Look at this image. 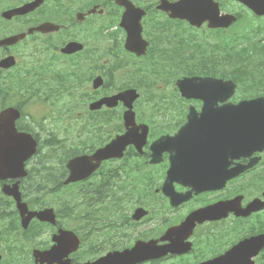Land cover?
Instances as JSON below:
<instances>
[{"label": "flooded vegetation", "instance_id": "af4514ba", "mask_svg": "<svg viewBox=\"0 0 264 264\" xmlns=\"http://www.w3.org/2000/svg\"><path fill=\"white\" fill-rule=\"evenodd\" d=\"M33 1L0 0V15L28 2L34 4ZM125 1L42 0L26 14H9L0 19L8 27L7 30L0 26V39L27 31L22 40L0 45V92L17 97L15 87L33 85L21 99L24 104L18 101L28 112L20 111L16 127L33 133L39 144L31 170L0 178V264H29V261L36 264L29 256L33 253L36 230L41 241L47 243L50 231L56 228L34 217L28 218L29 212L51 206L59 216L60 208L54 201L62 199L75 205L68 228L77 233L79 243L78 250L69 256L71 264L96 262L108 254L130 249L138 242L151 248L171 242L189 244L191 248L185 254L152 257L138 264H197L224 253L244 239L264 233V149L250 156L229 159L221 151L199 154L203 174L198 176L201 186L196 189L188 182L185 184L183 172L173 170L179 162L188 165L189 154L187 150L184 154L178 153L172 142L190 115H201L205 102L203 98L181 94L178 83L184 78L201 76L234 82L231 96L227 98L224 87V96L219 89V95L207 101L208 111L226 103L264 97V80H261L264 65L260 70L259 61L254 62L252 80L241 71L235 74L231 71L228 78L225 47L217 46L222 41L211 37L226 36L244 14L263 23L264 17L259 19L238 0H212L219 8V15L233 14L237 22L229 28H210L205 20L196 27L186 19L169 16L165 8H161L165 11L157 10L162 0H128L130 3L123 4ZM136 7L143 12L139 22L142 39L136 37L137 21L133 24V33L128 24L122 25L123 14L133 13ZM43 23L58 27L34 30ZM92 27L96 37L80 38ZM30 29L33 30L28 32ZM208 38L213 40L208 42ZM78 41L82 43L81 51H78ZM127 45L137 50L145 45V52L138 55L128 50ZM24 46L26 50L21 51ZM36 47H41L40 55L32 53ZM93 50L104 52L98 75L102 77V71L106 73L109 85L95 90L92 101L104 94L134 89L138 97L133 102V112L127 113L118 101L113 107L104 106L88 113L90 121L81 131L63 128L52 134L43 130L29 110L38 104V92L50 86L52 77L60 81L74 78L82 55L91 56ZM217 51L223 53L216 55ZM252 51L258 55L257 50L252 48ZM30 55L44 61L42 67L32 66L30 70L22 67L21 59ZM247 93L250 95L245 96ZM70 99L78 103V79L66 84L62 101ZM7 107L13 108V102L4 108ZM127 116L133 120L126 122ZM68 136L78 137L76 146L70 145L72 138ZM118 136H122L118 152L100 160L97 170L88 176L64 185L68 174L66 162L77 149L78 157L92 158ZM250 163L238 176L226 180L225 186L212 188V184L218 186L217 175L221 177L234 167ZM165 186L170 189L165 191ZM50 198L54 201L50 202ZM235 198L239 199L238 203L228 202ZM20 205L24 206L22 216ZM200 211L212 217L193 220L189 232L188 225L185 232L167 236L169 230L181 226L190 214ZM64 222L65 217L60 228H65L67 222ZM260 250L253 259L264 262V246ZM19 254L22 257L17 259ZM202 256L207 257L197 259Z\"/></svg>", "mask_w": 264, "mask_h": 264}, {"label": "water", "instance_id": "95a60500", "mask_svg": "<svg viewBox=\"0 0 264 264\" xmlns=\"http://www.w3.org/2000/svg\"><path fill=\"white\" fill-rule=\"evenodd\" d=\"M240 1L249 5L258 15H264V0ZM211 2L212 0H190L186 1V5L178 3L172 15L183 16L182 18L189 20L194 25H199L207 18L212 21V24H210L212 27H228L236 20L231 15L219 17L217 4ZM22 10L23 8H19L15 9L14 12L21 13ZM24 10H27V7ZM180 13L184 15H180ZM141 16L142 11L134 8L132 20L136 18L139 20ZM130 30L132 32V29ZM139 33L140 29H138ZM12 40L14 41L16 38ZM179 87L185 96L203 95L202 90L205 87V83L200 79H186L180 82ZM215 95L214 92H210L205 93L203 96L206 101H212ZM206 112L210 113L206 114ZM172 142L176 144L178 153L184 154L187 150L189 154L188 165H182L179 162L173 166V170L183 172V176L186 178L185 184L188 182V184L199 189L201 183L197 181L198 176L203 174V170L200 167L199 154L206 155L211 151H221L229 159L242 155L250 156L253 152L262 151L264 148V99L243 100L236 105L228 104L212 111L206 109V111H202L200 116L192 114L189 116L188 123L182 127L178 137ZM115 145L110 144L99 150L97 153L101 159H106L112 155L116 151ZM72 166L70 165L71 168ZM232 174L231 171H226L225 174H221V177L217 175L215 181L218 186L212 184V188L224 184ZM77 175L78 166H76V171H74V176ZM169 189H166V186L164 188L165 191ZM38 216L42 220L53 221L51 210L45 209ZM54 242L56 243L50 249L48 264H70V259L67 255L78 248V236L72 231L59 229L58 234L54 235ZM172 251L180 252L182 250L176 246ZM151 254H154L151 247L141 246L140 242H138L129 251L108 254L89 264H135L150 257ZM65 257L66 259H64ZM237 260L238 255H233L232 258L231 256L221 257L212 263L234 264L233 261Z\"/></svg>", "mask_w": 264, "mask_h": 264}, {"label": "rangeland", "instance_id": "374dc122", "mask_svg": "<svg viewBox=\"0 0 264 264\" xmlns=\"http://www.w3.org/2000/svg\"><path fill=\"white\" fill-rule=\"evenodd\" d=\"M245 18L247 19V21H246L247 25L254 26V24H255L254 19L255 18H251L249 16H245ZM256 22L264 24L262 21H256ZM0 26L3 27L4 29L8 30V27L6 25H4V23H0ZM238 27H240V22L234 28L238 29ZM89 33H90V35H89ZM91 35H92V38L97 36V33L95 32V28L94 27L90 28L89 31L84 32L83 35H81V38L91 37ZM40 48L41 47L33 48L32 53L33 54H39ZM25 50H26L25 46L21 48V51H25ZM43 63H44V61H42L41 59L37 58L36 55H34V56L30 55L29 57H25V58L21 59L20 65L22 67H26V68H28V70H30V68L32 66L42 67ZM83 70H84V62L81 61L79 66H78V72L82 73ZM4 142L5 143H10V141L8 139H5Z\"/></svg>", "mask_w": 264, "mask_h": 264}, {"label": "trees", "instance_id": "16d2710c", "mask_svg": "<svg viewBox=\"0 0 264 264\" xmlns=\"http://www.w3.org/2000/svg\"><path fill=\"white\" fill-rule=\"evenodd\" d=\"M236 33H237L240 37H242V38H245V37H246V34L244 33V31H242V32H240V31H236ZM229 42H231L230 38L227 39V49H228V50H230V43H229ZM260 48H261V49H260ZM258 50L264 52V47H258ZM238 55H240V56L243 57V54H242V53L237 54L236 57H235V61H236L235 64L238 63V62H237V56H238ZM225 57H226V59H228V61H229V60H230V57H231V54H229V52H228V53L225 55ZM239 60L241 61V63L237 64V69L240 70L243 74H245V75L248 77L249 80H252V72H253V71L251 70V67L249 66V65L252 64V61H251V60H250V61L245 60V64H243V63H244L243 58H240ZM263 60H264V59H263ZM262 62H264V61H262ZM249 69H250V70H249ZM229 72H230V70H227V75H228V76L230 75ZM245 75H244V76H245ZM263 75H264V72H263V74H262L261 76H263ZM261 76H260V77H261ZM261 80H264V77H262ZM261 82H262V81H261ZM74 211H75V205H74L73 203H71V205L66 206V211H64V212H65L66 215L69 216L68 219H71V218H73Z\"/></svg>", "mask_w": 264, "mask_h": 264}]
</instances>
